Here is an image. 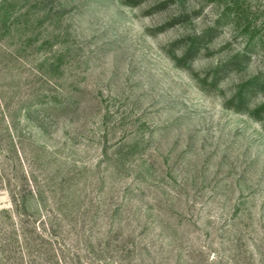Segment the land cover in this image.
Returning <instances> with one entry per match:
<instances>
[{"label": "rangeland", "instance_id": "374dc122", "mask_svg": "<svg viewBox=\"0 0 264 264\" xmlns=\"http://www.w3.org/2000/svg\"><path fill=\"white\" fill-rule=\"evenodd\" d=\"M0 264H264V0H0Z\"/></svg>", "mask_w": 264, "mask_h": 264}]
</instances>
